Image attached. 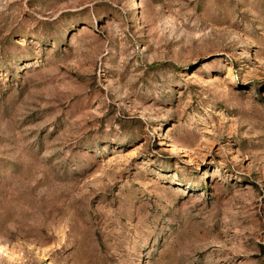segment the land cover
<instances>
[{
    "label": "rangeland",
    "instance_id": "obj_1",
    "mask_svg": "<svg viewBox=\"0 0 264 264\" xmlns=\"http://www.w3.org/2000/svg\"><path fill=\"white\" fill-rule=\"evenodd\" d=\"M0 264H264V0H0Z\"/></svg>",
    "mask_w": 264,
    "mask_h": 264
}]
</instances>
